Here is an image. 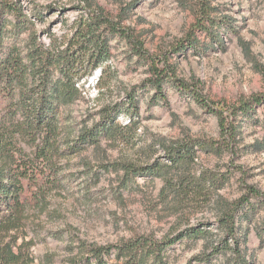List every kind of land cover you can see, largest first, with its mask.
I'll return each mask as SVG.
<instances>
[{
	"label": "rangeland",
	"instance_id": "1",
	"mask_svg": "<svg viewBox=\"0 0 264 264\" xmlns=\"http://www.w3.org/2000/svg\"><path fill=\"white\" fill-rule=\"evenodd\" d=\"M208 2L213 8L211 17L222 20L218 30L223 42L215 43L204 31L194 29L195 45L176 52L180 42L186 44L199 0H0V5H19L33 22L29 30L5 39L0 58L11 45L24 51L30 31L41 46L64 47L77 26L92 14L126 28L144 51L141 56L135 54L126 39L109 33L108 60L95 69L88 66L77 79L79 96L62 109L63 114L71 115L75 129L98 122L103 108L122 104L126 108L132 94L135 105L128 110L133 116L121 107L115 121L122 126L130 124V119L135 123L128 129L127 142L102 138L97 146L71 157L56 156L62 186L26 183L27 195L34 198L17 234L18 243L27 241L32 264L46 261V255L51 264H69L67 260H78L80 243L112 244L137 236L160 240L201 226L210 228L212 237L172 244L166 249L168 264H223L228 253L214 254L205 261L196 258L208 255L210 244L222 236L216 221L224 203L241 196L249 198L236 215L241 247L250 264H264V102L254 105L247 115L238 111L232 115L240 101L264 94V77L255 65H264V0ZM33 11L42 12V18ZM244 46L250 53L244 52ZM151 66L168 76L163 84L167 106L146 82L154 77ZM174 79L191 87L209 107ZM3 107L0 99V119L8 118ZM210 107L220 111V117ZM189 139L212 142L217 149L214 153L195 147L188 167L171 169L172 174L186 179L205 178L202 187H195L198 193L186 200L167 194L160 178L142 175L118 196L113 191L121 171L99 169L100 164L113 161L169 165L162 146ZM18 146L24 155L33 149L23 138L18 139ZM95 171L99 173L96 180L92 177ZM251 189L261 195L249 196ZM38 190L44 192L42 202L36 201ZM69 233L75 238L73 244L67 240Z\"/></svg>",
	"mask_w": 264,
	"mask_h": 264
},
{
	"label": "trees",
	"instance_id": "2",
	"mask_svg": "<svg viewBox=\"0 0 264 264\" xmlns=\"http://www.w3.org/2000/svg\"><path fill=\"white\" fill-rule=\"evenodd\" d=\"M196 11V20L190 25L186 44L180 42L175 48L176 52L182 48L193 47L197 42L194 29L204 31L215 43H222L219 27L222 20L211 17L213 8L208 0H199L193 9ZM12 15V20L4 15ZM37 18H42V12L33 11ZM33 22L23 14L17 4L0 5V52L4 41L12 34L30 29ZM10 25V28H7ZM115 33L127 40L131 49L139 56L143 55V45L134 40L126 28L114 25L104 16L92 14L81 22L68 40V45L48 48L41 46L31 31L28 34L24 51L16 45L9 46L7 52L0 58V99L4 102L5 115L0 119V264H32L24 239L18 243L17 230L23 226L27 205L32 198L26 193V183L44 185L57 188L63 185L61 167L56 165V156L68 158L82 152L90 146H97L102 138L129 141V127L135 122L129 120L128 125H120L116 120V112L121 107L129 112V107L134 106V94L127 99L129 104L111 109L103 108L98 122L90 127L85 124L78 129L73 127L71 115L63 114L62 109L72 105L79 96L75 85L84 70L91 66L95 69L109 58L108 34ZM63 45V44H62ZM244 52L250 53L244 46ZM257 63V62H256ZM257 70L264 77V65L255 64ZM152 67L154 77L146 80L148 85L155 89L156 97L163 104L168 105L166 95L163 93V84L168 76L162 70ZM177 85L190 91L193 98L203 105L201 96L192 92L181 80H175ZM264 102V94L253 95L248 100H242L232 108V115L240 113L247 115L252 112L254 105ZM120 106V105H119ZM216 115L219 113L210 107ZM106 111V112H104ZM104 112V113H103ZM223 127V121L220 122ZM23 138L32 145L31 154H25L18 145V139ZM17 140V144H15ZM165 156L170 164L153 162L150 164L136 165L128 161H113L99 165L102 171H113L122 175L114 188V194L121 195L122 190L131 189L135 177H158L163 181V189L167 194H172L178 201L186 200L190 194H197L196 186H200L203 176L195 180L186 179L171 173V169L184 170L193 161L195 147L204 152H216L212 142L194 139L177 142L176 145L163 146ZM17 153L22 156H17ZM91 168H89L90 170ZM179 173V172H178ZM95 176H94V175ZM92 177L96 180V171ZM177 178V182L175 181ZM193 181V182H191ZM195 181V182H194ZM204 187V186H203ZM40 189V187H39ZM200 192V191H199ZM249 196L261 195L254 189ZM37 202L44 201L43 190H38ZM249 198L241 196L232 201L225 202L217 218V227L221 233L215 244H210V252L206 256H197L196 260L205 261L210 256L218 253L227 254L223 264H250L241 247L238 227L236 225L237 212L248 203ZM62 232H57L61 234ZM212 237L210 228L205 226L189 227L173 236H164L157 240L151 237L137 236L112 244L77 245L78 260H67L69 264L81 262L83 264H168L166 249L182 239H207ZM246 237L243 235L242 242ZM67 240L75 242L72 233ZM213 241V240H212ZM72 249V246H69ZM49 259V255H46ZM41 264H51L50 260Z\"/></svg>",
	"mask_w": 264,
	"mask_h": 264
}]
</instances>
